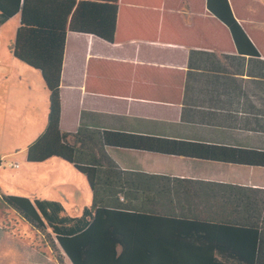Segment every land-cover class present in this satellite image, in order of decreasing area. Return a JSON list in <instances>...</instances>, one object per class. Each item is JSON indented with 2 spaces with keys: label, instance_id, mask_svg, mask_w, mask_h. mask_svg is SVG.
<instances>
[{
  "label": "crops",
  "instance_id": "crops-1",
  "mask_svg": "<svg viewBox=\"0 0 264 264\" xmlns=\"http://www.w3.org/2000/svg\"><path fill=\"white\" fill-rule=\"evenodd\" d=\"M227 1L256 54L238 51L229 28L207 9V0H116L112 42L67 31L59 82L60 130L74 133L85 126L264 151V0ZM48 14L57 22L56 6H49ZM68 20L69 15L65 27ZM19 21L16 13L0 23V117L18 110L35 113L40 121L31 139L1 151L0 159L9 158L10 173L5 179L0 169V195L56 201L66 215L78 216L91 201L76 203L79 213L74 215L58 194L77 193L68 179L79 172L56 157L26 160L27 146L45 129L49 92L40 71L9 50ZM106 152L121 170L182 179L197 190L212 182L264 189V167L139 149L106 147ZM16 155L25 166L13 159ZM14 182L22 184L21 191L10 189Z\"/></svg>",
  "mask_w": 264,
  "mask_h": 264
},
{
  "label": "trees",
  "instance_id": "trees-1",
  "mask_svg": "<svg viewBox=\"0 0 264 264\" xmlns=\"http://www.w3.org/2000/svg\"><path fill=\"white\" fill-rule=\"evenodd\" d=\"M54 1L0 0V23L20 14L9 50L40 71L49 92L45 129L27 146L26 160L56 157L71 164L86 177L91 203L78 216L66 215L56 201L1 194L2 203L33 230L46 233L57 260L64 257L69 264H264V189L212 182L197 190L182 179L121 170L106 147L258 167H264V151L85 126L74 133L60 130L66 33L112 42L118 5L116 0ZM49 6L57 7V22ZM207 9L229 28L238 51L257 53L227 0H207Z\"/></svg>",
  "mask_w": 264,
  "mask_h": 264
},
{
  "label": "rangeland",
  "instance_id": "rangeland-1",
  "mask_svg": "<svg viewBox=\"0 0 264 264\" xmlns=\"http://www.w3.org/2000/svg\"><path fill=\"white\" fill-rule=\"evenodd\" d=\"M32 89H35V87ZM22 97L23 96L19 97L21 101ZM9 102V105H13L12 100ZM35 115V113L30 114L26 111L21 112L18 110H12L7 111L6 116L0 117V153L1 151H10V149H14L21 144H24L25 141L33 137L35 131L39 129L40 121L39 117ZM0 157H3L2 154H0ZM6 158L7 157L1 158V166H3V168L0 167V169L3 170L2 172L5 175V179L9 177L10 173V164L8 166L9 158L8 160H5ZM13 159L17 160V163L22 166H25L24 161L20 159V155H16ZM12 170L16 171L17 169L13 168ZM77 174L78 173H74L73 180L72 178L68 179L71 186L77 187V193H74L73 191L59 193L58 191V197L62 199L63 203L66 205L67 211L74 215L79 213L78 208L75 205L76 203L86 201L88 204L91 201L90 189L87 185L86 178L83 174ZM79 179L80 184L79 181L78 183H75V180ZM14 185L15 187L11 188L13 185L10 183L11 190H22L21 183L14 182ZM22 240L24 242H30L31 247L21 243L20 241ZM15 243V251L13 250L14 254L11 255L13 248L11 245H14ZM31 255L33 256V262H31L33 264L35 263L34 261L36 257L37 260L40 259L39 261L41 264H69L65 258H63L62 261L57 260L59 254L49 246V239L46 236V233L43 234L39 231H31L27 222L9 207H6L0 199V264H29Z\"/></svg>",
  "mask_w": 264,
  "mask_h": 264
},
{
  "label": "built area",
  "instance_id": "built-area-1",
  "mask_svg": "<svg viewBox=\"0 0 264 264\" xmlns=\"http://www.w3.org/2000/svg\"><path fill=\"white\" fill-rule=\"evenodd\" d=\"M14 166H17V164H14Z\"/></svg>",
  "mask_w": 264,
  "mask_h": 264
}]
</instances>
